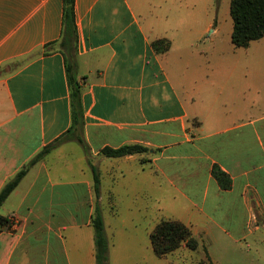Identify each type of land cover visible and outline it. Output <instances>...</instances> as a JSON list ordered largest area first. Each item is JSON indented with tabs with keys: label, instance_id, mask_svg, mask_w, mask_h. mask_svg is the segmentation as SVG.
<instances>
[{
	"label": "crops",
	"instance_id": "0c3cea01",
	"mask_svg": "<svg viewBox=\"0 0 264 264\" xmlns=\"http://www.w3.org/2000/svg\"><path fill=\"white\" fill-rule=\"evenodd\" d=\"M186 2L75 0L77 135L88 152L69 141L28 172L1 209L9 224L0 264H96L90 164L110 264H264L262 102L243 80H215L206 61L187 78L185 63L204 59L214 3L189 0L198 10L185 16ZM63 13V0H0V192L71 128ZM158 40L170 42L168 52L153 49ZM125 145L149 152L102 154ZM163 220L188 226L198 249L156 256L151 234Z\"/></svg>",
	"mask_w": 264,
	"mask_h": 264
},
{
	"label": "trees",
	"instance_id": "16d2710c",
	"mask_svg": "<svg viewBox=\"0 0 264 264\" xmlns=\"http://www.w3.org/2000/svg\"><path fill=\"white\" fill-rule=\"evenodd\" d=\"M63 3V33L60 45L66 59L67 81L71 98L72 125L65 135L46 146L1 190L0 234L9 224V219L1 214V209L34 166L43 161L53 150L69 141L76 140L88 152L81 135H77L84 126V111L82 103V82L77 77V65L74 54L77 43L75 0H63ZM230 14L233 20L232 43L236 48H249L253 42L264 38V0H231ZM152 46L157 53H166L169 51L171 44L168 40H158ZM148 152L149 149L141 145H125L117 149L107 147L102 150L103 156L107 158H122L131 155H142ZM90 165L94 174V185L97 196L95 213L92 216V225L95 231L96 264H110V243L99 203L100 175L97 168L92 164ZM212 172L224 189L231 188L232 182L230 177L220 167L214 166ZM151 242L156 256L160 258L176 251L184 244L192 250H197L199 247V243L193 237L191 229L185 224L174 220H163L151 234ZM209 264L213 263L209 262Z\"/></svg>",
	"mask_w": 264,
	"mask_h": 264
},
{
	"label": "rangeland",
	"instance_id": "374dc122",
	"mask_svg": "<svg viewBox=\"0 0 264 264\" xmlns=\"http://www.w3.org/2000/svg\"><path fill=\"white\" fill-rule=\"evenodd\" d=\"M209 10L212 27L200 41V53L204 59L198 57L185 63L187 78L193 79L199 61L211 64L219 82H237L243 80L248 83L251 97H258L262 102L260 109H264V38L255 41L249 48H236L232 43L233 20L230 14L231 0H213ZM195 10V11H194ZM197 9L186 2L185 16L196 15ZM259 92V96L257 95ZM110 218L109 211L106 210Z\"/></svg>",
	"mask_w": 264,
	"mask_h": 264
}]
</instances>
